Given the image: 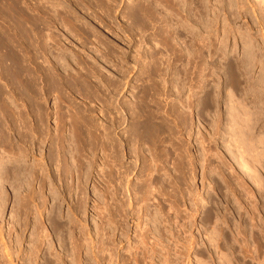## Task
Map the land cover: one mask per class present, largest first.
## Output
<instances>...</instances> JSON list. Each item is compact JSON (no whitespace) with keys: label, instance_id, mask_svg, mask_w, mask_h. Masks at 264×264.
Instances as JSON below:
<instances>
[{"label":"rangeland","instance_id":"374dc122","mask_svg":"<svg viewBox=\"0 0 264 264\" xmlns=\"http://www.w3.org/2000/svg\"><path fill=\"white\" fill-rule=\"evenodd\" d=\"M12 1L13 3L11 2L12 3L11 4L9 2L10 4L9 5L6 3L8 1L4 3L3 0L2 1L0 0V2H3L0 3V41H2V44H4L5 46L4 47L2 46V44H0L1 46L0 48H2L0 50L3 51V52L0 51L2 53L0 54V56L2 55L4 56L0 58H3L9 63L8 60L10 58L8 56L9 55L12 56L13 53V55H17L22 62L24 61L22 63V69L24 70V72L26 71V73L29 75L28 76L25 73L26 82L31 87V88L28 87V90L30 89V92H32L31 93L32 96L31 94L29 96V94L27 93L28 97H24L26 96L27 89L26 91L25 89L19 90L20 89L18 88L19 86H17L15 83L11 81L9 74L5 75L4 73L3 74L1 73L2 68H1V59H0V71H1L0 91L2 92L3 95L6 96V98H8L9 96L8 98L9 101L7 100V102H10V100H12L13 97L14 107H15L13 114L14 116L19 114V116H22L21 120L23 122L25 121V123L27 122L29 123V117L31 115L32 116L30 117V119L35 118L37 120H40L39 118L43 117L42 118L43 125L46 124L51 129L52 137H51V133L48 134V136L51 137L52 139L54 138L53 142H55L54 141L56 138L55 135L57 136L59 130L58 129L59 127H57V125L62 127L61 121H63V118L64 121H66L69 124L70 120L67 118L70 115V113L71 114L75 113L73 112L74 111L73 109L76 108V110H79V113L81 115L84 113L82 116H84L85 118L87 117L93 120L95 119V121H97L96 123L91 119H86L87 121H89V123L90 121H92L91 123L94 122L93 124H96L97 126L98 125L102 126L100 124L103 125L105 124V119H103L105 107L103 106V104H108V106L111 107L110 109L113 110L115 107H116L115 109H122V107L125 106V108L123 107V110L125 109L126 113H124L123 110H121L124 113V115L122 113L121 115L122 117L125 116L127 117L129 112L130 111L132 112V110L130 109H133V105H136V103L140 100L139 97L142 95L143 91L146 90L148 94L152 95L153 98L155 95L154 99L151 98V96L149 95L150 96V97L148 96L149 99L148 100L146 99L147 101L144 100L146 104L149 103L148 107H150V105L155 108L160 107L159 109H161V111L158 110L157 111L158 114L160 113V116L161 117L163 116V118H165L164 120L167 121V123L170 124L172 128L179 126L177 128V131L176 129H173L174 132H172L173 135L172 133L171 135L174 136L173 137L174 139L170 135L171 140L169 141L171 142L172 139L173 140L176 139L175 140L176 142L174 143L173 141V144H176L175 145L176 147L180 146V148L178 147L177 148L181 149L180 150L182 151L181 154L183 153L182 154L183 156H181L182 161L177 158H176L177 160L176 159L174 160L175 158L174 155H172V158L170 157L168 159L170 161L165 162L163 165L157 164V163L162 164L163 162H159V160H156L157 161L156 165L160 170H162V172L159 169L158 171L164 174L167 173V176L166 175L164 176H166L169 184H166L167 187L166 189L164 188V190H166V193H164V195L167 196L166 197L167 202L168 203L170 202L169 205L167 204V208H169V206L171 207L170 210H167L165 208V210L167 211L164 210V212L170 211V213H167V215L170 214L169 217L167 216L168 218L162 217L157 219L154 215L151 216L153 218L148 217L149 214L150 215L154 214L152 212V208L149 209V211H151L152 214L147 212L148 214L146 213L147 214L146 215L144 212L138 209L139 208L138 206L137 207L135 206L136 212L133 214L134 215L133 217L126 215L127 212L126 214H124L125 213L124 211H127L128 209L127 208L128 203L131 202L133 198H135L134 197V195H136L134 194L135 191L133 192L132 190L136 189V186L139 188L142 183L141 181H144L145 180L144 178H146V174L142 175L143 173L142 170H144V166H142L143 164L142 162H140V159L142 158L141 150L139 151L141 153H139L140 156H138L139 159L137 158L138 159L137 161H134L133 159L127 161V163L131 162L133 168L131 176L127 179V181H129L128 185L130 186L131 189L130 191H132L133 194L131 193L130 195L131 197H129L128 193L122 191V193H125L123 198V203L125 205L123 206L125 207L124 208L125 210L122 212L121 220L125 218V222H126L125 224H127L126 226L127 228H125V230H122L119 229V227L117 228L114 227L112 223L110 224V228L108 229V231H105L107 232V235L109 233L110 234L112 233L111 235L109 234V236L113 240V245H114L113 248L115 252H117L115 254L116 257L112 259L114 261V264H122L121 260L122 259L125 260V258L126 260H128L127 259L129 255L128 252L135 251V248L137 247L140 241L139 240L140 237H137V235L140 236L141 233L140 231L143 230L144 228L150 229L151 232L149 234L150 236L149 238L153 237L154 235L156 241L154 240L153 241L155 243L157 242L156 245H158L157 247L156 246L154 247L159 249L158 250L159 253L163 251L162 253L164 254L165 252L164 257L168 259V262L170 264L171 263L172 264H221V263L247 264L249 260L247 258L246 259L244 258L246 248L250 251L252 250L256 251L259 249L264 250L263 146L259 145L260 146L259 148H256L254 150L252 149L253 151L251 152L249 151L247 154H245L243 156L244 160L242 158V161L241 159L240 161H238L240 164L237 163V161H232L234 163L233 164L231 161H228V159H226V156L224 155L226 153L225 150L229 144L227 140L229 139V136L225 135L223 137L222 136L223 134L221 135V132L223 130L226 132V128H227L226 124L229 123L228 122L229 118H227L229 117L227 113L228 112L227 108L230 107L231 103H229V105L227 103L229 99L228 96L230 97V95L233 94L234 99L237 98L238 100H240V96H241V93H239L240 89H236L237 91L236 92L233 89V87H230L229 84L230 82H228V80L225 79L224 76H222V79L219 80L221 81V83L219 82V84L221 85L217 84V89L216 88L214 89V94L216 92L217 93H216V97H214V101L211 108L209 109L206 108L202 110H200L199 108L200 110L199 112L198 108L195 109L192 104H191L192 106L190 105V103L187 104L188 103L187 98L190 95V93L196 90L197 82L199 80L203 82V80L206 77L207 79H209L208 74L205 71L206 73L204 72L200 75V79H196L195 77L196 74H193L196 72V70H194L195 68L192 67L195 66V64L191 66L188 64L186 65L183 60L180 61L181 63L179 61H178L179 63L176 61L178 60V58L177 56H175V54H176V49L178 48H173L174 45L172 46V44L174 43L176 45L177 44L181 45L183 44L184 41L186 42L187 40L182 36L181 37L182 40L180 39L178 41L177 40L171 41V46L168 45L167 47L165 45V38H164L165 28H164V24H162L160 20L162 15H157L158 18H155L156 16H154V18L157 20H155L153 17H149L148 15L149 12L147 11L146 4H149L150 0L149 2L148 0L147 1L146 0H12ZM215 1L216 2H212L214 4V5L212 4V6L215 9V13H214L215 19L213 18V24H212L213 28L211 30L212 35L209 33L210 35L207 34V36H205L206 34L204 32L203 36H205L206 38L209 37V39L213 38V41L221 38L222 40L225 39L224 40L225 51H226L225 53L227 54V58L229 57L228 61L231 62L232 64L233 62L234 64L237 63L239 56H241L243 41H245V39L248 38L249 36H251L252 39L254 38L253 43L256 50L255 51L256 58L254 59V62L256 64L254 62L251 64L252 68L250 67L251 68L250 76L253 77L254 79L257 78L258 80L259 79L261 80L264 75L263 74L264 72L261 71V67H262L261 61L264 63V33H263L264 0H215ZM140 5L142 6V8L144 6L146 7V8L144 7L146 9V10L144 9L146 12L141 8ZM137 7H140V9L143 10V14L145 12L144 15L147 16H144L141 13L142 10L141 12L140 10L138 11L139 8ZM136 10L138 12H136ZM19 12L24 15L21 14L20 17ZM139 12L140 14L138 15ZM136 13L137 16H135ZM14 15L15 17H13ZM18 18H20L21 20L25 18L24 20L26 22L24 20H22L21 22V20ZM150 18H152L154 21H152ZM17 20H20L19 24ZM27 22L28 23L30 22L32 24H28ZM24 23L26 24L24 25ZM20 25L22 27H20ZM160 28L162 29V31ZM21 33L24 36L26 35L27 36L24 38ZM162 34H164V36ZM1 39H3L4 41ZM23 40L25 41L27 40L26 43ZM5 44L7 45V48L9 47L8 49L6 48ZM164 46L168 48L169 50L168 52H167V48H165ZM9 49L12 53L8 52ZM6 51L8 54L9 53L10 54L8 55ZM171 53L174 54L170 55ZM60 54H62V56H60ZM57 56L58 58H56ZM5 57H8L9 59L7 60V58L5 59ZM20 57H22V59ZM216 57L217 56H213L212 59L214 60V62H216V64L221 63L219 64V67L221 71L220 74H222L223 73L222 66L224 65L223 64L224 61L221 60L223 62L222 63L220 62V59ZM209 58L207 59L204 58V59L207 62H210L211 58L210 60ZM56 59H58V63L61 62V65L62 64L63 65L62 66H60V64L58 65ZM204 59L200 62V64H205L206 61ZM255 60L258 61L256 62ZM259 61L261 64L259 63ZM7 62L5 63L6 65L8 64ZM178 71L179 72L184 71V73L187 74L186 75L184 73L182 74V72L177 73ZM175 72H176V76L180 74L177 76L178 79H176L177 77H175ZM87 73L88 75L89 74L90 75L87 76L86 75ZM183 75L185 77H183ZM49 76L50 77L53 76V77L50 78ZM179 76H181V80L184 79L180 81L185 83L186 85L184 84L183 86V83L179 81L180 79ZM9 79L11 81V84L9 83L10 87L8 85ZM77 79L80 82H82L81 86L83 87L82 88L81 86H79L80 85L79 82L78 86L81 87V91L79 93L74 91L75 90L74 88H71L73 87L72 84L74 81L78 82ZM81 79H83L84 81ZM52 80L54 82H52ZM169 81L172 83L171 84L172 87ZM172 81H178L179 83ZM5 82L7 83L10 89L13 88L15 91L13 89L10 90L9 88H6L7 86L5 85L6 84ZM30 82H32L33 84H31ZM191 82H193L192 85ZM50 83L53 84L52 88L50 86L51 85ZM173 83L175 87L176 84H178L177 85L178 88L173 87ZM11 85H13V87ZM31 85H33V87ZM181 85L186 88L182 96L178 98V96L174 95L173 92L176 93V89L181 88L180 87ZM113 86L117 87V91L116 88H114ZM189 86H193V87H189ZM261 87L264 90V86L262 85ZM151 89H153V91H156L157 93L154 94ZM19 91L21 92L23 91L22 97L20 98H22L24 101L19 98V95L21 94V92ZM151 91L152 93H150ZM114 92H117L116 94L117 97L114 99L115 101L114 102L111 101L107 103L106 102L107 99L111 96L110 93L113 94ZM156 95H158L159 97ZM234 95L236 96L234 97ZM15 96L17 98H15ZM152 99L154 100V102ZM155 99L159 100L157 101L158 103L156 102ZM115 102H118L117 105ZM151 102L152 104H150ZM185 102L186 104L185 106H183ZM181 103L183 105H181ZM120 104L122 105L121 107ZM129 104L130 105L132 104L131 105L132 107L129 106ZM158 104L159 106H157ZM173 104L177 106L178 104H180L182 108L184 107L182 112L184 114L186 112V115L184 116L182 113V115L184 116V117L180 116L182 121L176 117L177 115L173 116L171 114L172 115L171 116L168 113L170 111V106L172 105L173 107ZM36 106H38L39 109H37L38 107L36 108ZM186 106H188L187 108L188 111L187 110L185 111ZM70 107H72V109ZM190 107L191 109H189ZM155 108H151V109L155 111L157 109ZM36 109L39 110V112H41L42 110V114L40 117ZM17 111L21 112V114ZM36 113L38 117L36 116ZM161 113H163V115H161ZM167 113L171 117H168ZM26 116L28 120H26ZM23 118L25 120H23ZM37 120L36 122L34 121L36 124L38 122ZM174 121L178 122L177 124L178 126H175L177 122L175 123ZM215 123L218 126L217 129L219 133L212 135L213 137L210 138L211 134H213L214 132V128L212 125ZM182 124L185 126H183ZM125 125L126 122L124 123V126ZM37 126H39V124H37L36 127ZM182 126L184 128H182ZM211 127L213 128V132L212 129H210ZM41 129L42 128L39 127V130ZM255 129L256 130H254L253 133L254 135L252 136L254 138L256 137L255 140L257 139V137L260 138L264 136V132H263L264 127L263 128L257 127ZM2 133L5 136H8L4 131ZM262 133L263 135H260ZM200 134L204 135V137L206 138L203 139V141L204 140L206 141L205 145L204 142L202 141L203 136ZM16 136H18L19 138V135L18 134L16 135L13 132L10 138L9 137L7 138L10 140L11 137H13L12 139L14 143L16 142L15 146L17 144L18 145L23 144V142L18 141L20 138L18 139ZM48 136H46V134L45 136L43 135V138L45 137L44 139L45 142L43 141L41 136L37 137V136L29 135L28 136L29 141L27 140V137L26 139L24 138L25 147L27 146L26 147L27 158L25 159V163L28 166H32V165L35 166L38 164L41 166L42 165L46 166V163L48 162L47 166L49 167V169L48 167H46L48 169V175L52 176V180L54 179L53 187L57 192L56 194L57 209L55 210V214L57 215L53 214V216L51 215L52 216L51 218L50 216L47 217L48 214L50 215L48 211H50L51 208H54V202L50 204L46 203L48 208L45 207L46 204H44V207L42 208L43 209L42 212L39 211V215L35 211L34 207L36 206V204L39 203L38 199L39 197H41L39 194L40 191L43 189L44 192L46 191V193H48L47 191L48 186H47V190L46 187L41 188L39 170H37L39 169V167L36 169L37 174L35 176V179L31 181V184L29 186L30 187L29 191L27 190L28 187L26 185L27 183L26 180H24L23 182L24 183L23 187L25 186L24 188L26 189H23V187H21V190L18 188L19 190L15 191L16 190L15 186L17 185V183L15 185H12L14 180H11L12 178H9L8 175H7L8 180L7 177L5 178L6 175H4L5 173L2 174L3 166H1L2 163L0 162L1 163L0 167L2 168V169L0 168V189H1L0 190V233H2L1 234L2 236H0V264L8 263L7 261L9 259L7 260V258L4 257L5 254H2L3 252L5 253L6 251L10 253L13 264H22L23 261L25 264L27 263L28 264H58L59 261L57 260L58 261L57 262L56 259H53V257L56 258L57 254L58 255L60 254V257H62L63 261L65 262L69 261L70 259L67 260L66 257L67 254L65 253V252L68 253V250L70 251L72 247V245L70 246L69 244L70 239H68L69 238L68 236L72 234L71 236L77 238L79 229L85 232V233L83 232V234H85L86 236L87 239L86 246L89 251H96V249L100 245L101 239H100V235H98L97 233L101 231V228H99L100 220L98 219L97 215L101 212L99 211L98 213V210L95 209L97 211L96 212L93 209V205H94L93 202L95 201V199H97L96 197L98 194L97 191L98 189L96 188H99L98 186L99 176L97 172L98 164H96L91 169V172L89 173V177L87 179L88 181L85 180L84 177L77 181L76 180L77 178L75 177L73 181L70 182L69 180L68 181L69 183L67 185V183H65L66 179H64L63 176L64 174L61 173L62 172L61 163H58L59 164L58 166L55 160L50 161L52 158L51 154H55L54 152L57 150L53 147L54 144L53 146H51L49 139H47ZM199 136L202 137L200 138L201 140L199 139ZM113 137H115V135H113ZM30 141L32 142V145ZM40 141L44 144H42ZM208 141L211 142L210 145L207 144ZM177 142L179 144H177ZM1 144L2 142L0 139V145ZM206 145L211 146L212 149L214 148L213 151L212 150L211 151L213 152L212 153L213 156L215 155L214 158L211 157V160L207 166L206 163L204 164L203 162L205 159L201 158L204 156L205 150H207L208 148V147L206 148ZM203 146L205 150H203ZM1 148L2 147L0 146V150ZM2 150L0 151V153L2 152V154L0 155L2 156L1 158L3 160L4 156H6L5 155L6 152ZM97 150L94 151L95 154L92 152V155L94 157L96 156L95 162L98 163L99 161L98 157L101 156L100 155L101 153L99 147L97 148ZM260 153H261V157L258 158L259 162L257 163L258 160L254 161V159H256ZM86 154L87 153H85L84 155L85 157L88 158V160L87 158L85 159L86 163L87 161L89 163V161L91 160L93 161L95 159L94 157L93 159L91 158L92 155L86 156ZM192 155H194V157ZM196 157L200 159L197 162H193V165L190 164V161ZM248 157H250L249 160L247 159ZM179 160H180L179 163L182 164L181 166L177 165L178 163L176 161ZM260 160H262L263 162ZM183 161L184 163H182ZM243 161L244 163H242ZM245 161L249 163L246 164ZM173 164H175V167ZM242 164H245V167L247 166L246 168L248 171L250 170V175H253L251 176L252 179L248 175H246L245 178V176L241 173L244 176L242 177L239 171L240 170L239 165L241 166ZM5 165L6 164L4 163V166ZM252 165H254V167ZM9 166L11 165H6L5 167H9ZM182 166L184 169L182 168ZM218 166L220 167L217 168ZM140 175L142 178L140 177ZM237 176L242 177L243 179L242 178L240 179L239 177L237 178ZM57 179L58 180L60 179V181H58ZM254 181H256L255 184H258L260 186L259 188L260 192L258 191V187L256 188L254 187L255 185L252 184L254 183ZM249 182L250 183L252 182L251 183L252 185ZM96 183L97 185L95 186ZM240 184H242L241 187L243 186L242 190L246 189L245 192L244 191L242 192V190H239L240 192L238 190L233 191V189L239 186ZM75 185L77 186L80 185V188H82L81 191L83 193V196L79 197L78 199L76 195L77 193L74 192L76 191L74 188ZM122 185L123 186L126 185V182L123 181ZM68 186H70L71 188ZM156 188L158 189L159 187ZM169 194L170 195L172 194L171 197H169L170 196ZM30 195H32L33 197L35 195L34 197L35 201L32 199L33 197H31ZM81 198H83L84 200L80 201L79 199ZM166 198L164 196V199ZM24 202L27 203L26 205L28 206L27 209L24 208L25 211H22L23 209L21 208V206L24 205ZM117 202L118 201H115L117 206H120L121 204L119 205ZM111 203H108V206L109 207L112 206L113 209V203L112 204ZM171 204H174L175 206ZM82 205H84V207ZM80 209H83V213L79 211ZM154 209L155 208H153V210ZM173 210L174 211L176 210L175 211L176 213ZM174 214H176V217L174 216ZM123 215L126 216L123 217ZM34 216H36L42 222L40 223V221H38V224H40L39 226L41 227V229L40 228L38 229L36 235H35L36 231H34V225H33V223H35L34 219L36 218ZM48 218L52 220L47 221ZM110 218L114 219L115 217L111 216ZM166 218L168 219L169 222L167 221ZM169 218H171V220ZM154 219L156 220V222H154L155 221ZM115 220L118 219L115 218ZM162 220H164V224L160 225L161 222L163 223ZM70 221L73 223L74 226L73 225L70 226L69 224ZM175 221L178 222L176 223ZM144 224L147 225L143 227ZM60 225L64 227H61ZM112 226L116 229H114ZM106 228H108V226H106L105 229ZM154 229L157 232H154L153 231ZM164 230H166V232H164L162 236L160 233H163ZM45 233L48 235L47 238H43ZM15 234L19 236L18 239L14 238L17 237L15 236ZM159 236L160 237L162 236L161 237L162 240L159 239ZM235 237L237 239H235ZM168 238L170 239L168 240ZM159 242L163 243V244L160 243V246L161 248L162 247L164 248L162 249L159 248ZM246 243H247V247L245 248ZM33 244H35L37 247L36 246L33 247ZM35 247L36 249L34 250ZM31 253L33 255H31ZM50 253L52 257H50L51 256ZM163 254H160L161 258L155 259L153 264H158V263L167 264L168 262L161 263V261L159 260L162 259V261H164L165 258L163 257ZM82 257H84V252H82ZM30 261L32 262L30 263ZM156 261L157 263H155ZM81 264H86V263L82 262ZM89 264H95V262L92 263L91 261Z\"/></svg>","mask_w":264,"mask_h":264},{"label":"bare ground","instance_id":"6f19581e","mask_svg":"<svg viewBox=\"0 0 264 264\" xmlns=\"http://www.w3.org/2000/svg\"><path fill=\"white\" fill-rule=\"evenodd\" d=\"M2 1V0H1ZM8 1V2H6ZM147 1V0H146ZM145 1V2H146ZM3 2L9 4V2L13 3L12 0H3ZM3 2H0V3H3ZM149 2V0H148ZM147 2V3H148ZM212 2H216L215 0H150L149 4H146L147 6V11L149 12L148 15L149 17H153L156 16L155 18H158L157 15H162L161 16V22L162 24H164V34H162L165 38V45L168 47L171 46V41L173 40H180L181 37L183 36L187 41L183 42V44H172V46L176 45L175 47L173 46V48H178L176 49V54L175 56H177L178 60H176L177 62L183 60L185 62V64L187 65H193L195 64V66H192L194 67L196 70L195 73H192L193 74H196L195 77L196 79H200V75L202 73H204L205 71L207 72L208 74V78L207 77L203 80V82H201V80H199L197 82V85H196V90L195 91H191L192 93H190V95L188 96L187 98V104L190 103V105L192 104L193 107L195 109L200 108V110L202 109H209L212 107V104H213V101H214V97H216V93L214 94V89L216 88L217 89V84L218 85H221L219 84V82L221 83V80L222 79V76L225 77V79L228 80V82H230V87H233V89L236 91V89H240L238 92L241 93V96H240V100H238L237 98H233V94L230 95V97L228 96V105L229 103L230 104V107L227 108V113L229 115V118L228 122L226 125H227V128H226V132L223 130L221 132V135L224 137L225 135L229 136V139L228 142V146L225 150V156H226V159H228V161H237V163H239L238 161H242V158L245 154H247L249 151H253L254 149L256 148H259L260 146H263V152H264V136L262 137H257V139L255 140L254 137H252L254 134V130H256L255 128H263L264 127V90L262 89V85L264 86V75H263V78L261 76V80L259 79H254L253 77L250 76V69L252 68L251 67V64L254 62V59L256 58V55H255V46H254V38L252 39L251 36H249L248 38L245 39V41H243L242 43V53H241V56H239L238 60H237V63L233 64L231 62H229L228 58H227V54L225 53V39L222 40L221 39H217L215 41H213V38L209 39L206 38L205 36L210 35L212 33V24H213V18L215 17L214 13H215V9L214 7L212 6ZM11 3V4H12ZM10 5V4H9ZM143 5V4H142ZM214 5V4H213ZM141 6V5H140ZM145 7V6H144ZM141 8L144 10L145 8ZM232 7V6H231ZM230 7V8H231ZM136 8V7H135ZM139 8L138 11L142 9H140V7H137ZM135 10V9H134ZM143 10H142V14H143ZM146 10V9H145ZM144 10V11H145ZM14 11V10H13ZM136 10V12H138ZM134 12V11H133ZM140 12L138 13V15L140 14ZM146 12V11H145ZM144 12V14H145ZM20 17H21V14L20 13ZM17 14V15H19ZM135 14V13H133ZM141 14V15H142ZM143 14V15H144ZM16 15V16H17ZM24 15V14H22ZM137 16V13L136 15ZM144 16H147V15H144ZM15 17V15L13 16ZM19 17V16H18ZM17 18V17H16ZM147 18V17H145ZM154 18V19H155ZM15 19V18H14ZM20 19V18H18ZM25 19V18H24ZM22 19V20H24ZM152 21H154L152 18H150ZM149 19V20H150ZM215 19V18H214ZM21 20V19H20ZM20 20H17L18 24L20 23L19 21ZM21 20V22H22ZM27 20V19H26ZM150 20V21H151ZM157 20V19H155ZM25 21V20H24ZM23 21V22H24ZM26 22V21H25ZM69 22V21H68ZM160 22V21H158ZM28 23V22H27ZM26 23H24L25 25ZM28 24H32V23H28ZM23 25V24H21ZM20 25V27H22ZM32 26V25H31ZM163 28V27H162ZM161 29V28H160ZM262 29V28H261ZM162 31V29H161ZM205 32V36H203V33ZM214 32V31H213ZM162 33V32H161ZM210 33V34H209ZM264 33V31H263ZM22 34V33H21ZM20 34V36H21ZM23 35V34H22ZM212 35V34H211ZM27 36V35H26ZM26 36L23 35V37L25 38ZM162 37V36H161ZM21 39V38H20ZM23 39V38H22ZM27 39V38H26ZM29 39V38H28ZM3 40V39H1ZM163 40V39H162ZM182 40V39H181ZM243 40V39H242ZM4 41V40H3ZM25 41V40H23ZM27 41V40H26ZM25 41V43H26ZM170 43V44H169ZM0 44H2V41H0ZM7 44V43H6ZM5 44V45H6ZM164 44V43H162ZM2 46H4V44H2ZM1 47V46H0ZM5 47V46H4ZM165 47V46H164ZM165 47V48H167ZM257 47V46H256ZM6 48H7V45H6ZM9 48V47H8ZM7 48V49H8ZM49 48V47H48ZM171 48V47H169ZM2 49V48H0ZM4 50V49H3ZM6 50V49H5ZM2 51V50H0ZM166 51V50H165ZM168 48H167V52H168ZM3 52V51H2ZM8 52H11L10 49ZM172 52V51H171ZM7 53V51H6ZM12 53V52H11ZM0 54H2L0 52ZM8 54V53H7ZM10 54V53H9ZM8 54V55H9ZM174 53H171L170 55H172ZM207 55V56H205ZM60 56H62V54H60ZM64 56V55H63ZM213 56H217L216 58H219L220 59V62L224 61V65L222 66V70H223V73L220 74V67H219V64L221 63H217L214 62V60L212 59ZM0 57H4L3 55L0 56ZM10 59H9V58ZM8 57H5V59L7 58V60L9 61V63L4 60L3 58H0L1 59V68H2V74L4 73L5 75L6 74H9L10 75V79L13 83H15L17 86H19L18 88H20L19 90H24L26 91V96L24 97H28L27 96V93L30 94L32 92H30V89L28 90V87H30V85H28V83L26 82V75H28L26 73V71L24 72V70L22 69V62L19 57L17 55H13L12 53V56L9 55ZM209 58L210 62H207L205 59ZM22 59V57H20ZM58 58V56L56 57ZM175 58V57H174ZM205 58V59H204ZM60 59V58H59ZM62 59V57H61ZM156 59V58H155ZM205 60V64H200V62L202 60ZM208 60V61H209ZM217 60V59H216ZM215 60V61H216ZM222 60V61H221ZM8 63L7 65L5 64L6 62ZM62 61V60H61ZM256 61V60H255ZM258 61V60H257ZM256 61V62H257ZM56 62L58 63V59H56ZM175 62V61H174ZM178 62V63H179ZM3 63V64H2ZM181 63V62H180ZM183 63V62H182ZM204 63V62H203ZM255 63V62H254ZM260 63V61H259ZM262 63V64H261ZM261 71L264 72V63L261 61ZM31 64V63H29ZM60 64L61 65V62L58 63V65ZM184 64V65H185ZM256 64V63H255ZM65 65V63H64ZM177 65V64H176ZM185 65V66H186ZM254 65V64H253ZM67 66V65H66ZM184 66V68H185ZM190 66V67H191ZM64 67V66H63ZM251 67V68H250ZM62 68V67H60ZM177 68V67H176ZM187 68V67H186ZM65 69V68H64ZM62 69V70H64ZM67 69V67H66ZM185 70V69H184ZM193 70V69H192ZM193 70V71H194ZM189 71V70H188ZM182 71H178L177 73H181ZM186 72V71H185ZM205 72V73H206ZM26 73V75H25ZM172 73V72H171ZM184 73V71L182 72V74ZM191 73V74H192ZM181 74V75H182ZM185 74V73H184ZM187 74V73H186ZM185 74V75H186ZM264 74V73H263ZM51 75V74H50ZM53 75V74H52ZM87 76L88 73L86 74ZM153 75V74H152ZM174 75V74H173ZM180 75V74H178ZM177 75V76H178ZM29 76V75H28ZM27 76V78H28ZM176 76V72H175V77ZM193 76V75H192ZM50 77V76H49ZM53 77V76H51ZM50 77V78H51ZM174 77V76H173ZM174 77V78H175ZM180 79L179 81L181 80V76H179ZM183 77H185L183 75ZM55 78V77H54ZM88 78V77H87ZM92 78V77H90ZM173 78V79H174ZM204 78V77H203ZM9 79V81H10ZM31 79V78H30ZM49 79V78H48ZM53 79V78H52ZM80 79V78H78ZM77 79V80H78ZM178 79V77L176 78ZM195 79V78H194ZM1 80V79H0ZM70 80H73V79H70ZM83 80V79H81ZM86 80V79H85ZM88 80V79H87ZM153 80V79H152ZM171 80V79H170ZM175 80V79H174ZM184 80V79H182ZM181 80V81H182ZM187 80V79H186ZM190 80V79H189ZM193 80V79H192ZM7 81V80H6ZM8 81V85L9 83L11 84V81L9 82ZM48 81V80H47ZM84 81V80H83ZM180 81V82H181ZM191 81V80H190ZM197 81V80H196ZM223 81V80H222ZM52 82H54L52 80ZM79 80L78 82L77 81H74L71 88H74L76 92H80L81 91V83L80 82V85H79ZM170 82V81H169ZM172 82H176V83H179L178 81H172ZM195 82V81H193ZM191 82V85L192 83ZM6 83V82H5ZM12 83V84H13ZM27 83V84H26ZM31 84H33L32 82H30ZM175 83V84H176ZM183 83V82H181ZM49 84V83H48ZM51 84V83H50ZM172 83L170 82V85ZM185 83H183V86H184ZM7 87L6 88H9L7 83L5 84ZM47 85V84H46ZM81 87H79V86ZM178 84H176V87H177ZM186 85V84H185ZM223 85V84H222ZM13 87V85H11ZM15 86V85H14ZM16 86V87H17ZM33 87V85H31ZM49 86V85H48ZM51 88L53 87V84L50 85ZM108 86V85H107ZM106 86V87H107ZM182 85L180 86L181 88L179 89H176V93H174V95L178 96V98L180 96H182V94L184 93L185 91V88L186 87H183ZM229 86V85H228ZM78 87V88H76ZM85 87V86H84ZM114 87V86H113ZM172 87V85H171ZM173 87L174 86V83H173ZM175 87V88H176ZM189 87H193V86H189ZM188 87V88H189ZM222 87V86H221ZM15 88V87H14ZM31 88V87H30ZM50 88V89H51ZM54 88H57V87H54ZM83 88V87H82ZM111 88V87H110ZM116 88V91H117V87H114ZM178 88V87H177ZM219 88V87H218ZM10 89V88H9ZM13 89V88H11ZM10 89V90H11ZM85 89V88H84ZM83 89V90H84ZM109 89V88H108ZM112 89V88H111ZM149 89V88H148ZM192 89V88H190ZM14 90V89H13ZM12 90V91H13ZM73 90V89H72ZM114 90V89H113ZM145 90V89H144ZM153 91V89H151ZM155 90V89H154ZM15 91V90H14ZM24 91V92H25ZM53 91V90H52ZM112 91V90H111ZM146 91V90H145ZM143 91L142 95L139 97L140 100L136 103V105H133V109H130L132 110V112L130 111L129 114L127 115V117H122L121 113L124 115V113H126L125 109L123 110V107L125 108V106L122 107V109H115L114 107V110L113 109H110L111 107L108 106V104H103V106L105 107V111H104V115L102 113V115L104 116L103 119H105V124H100L102 126H97L96 124H93L94 122L97 123V121H95V119H91V118H85L84 116H82L80 113H79V110H76L73 109L75 113H70V115L72 116H68L67 119H69V124L64 121V118H63V121L62 122V127L61 126H58L59 127L58 129V133H57V136L55 135V142H53V139L51 138L52 137V133H51V129L46 125H43V117L42 118H39L40 120H37V119H30V116L29 117V123L27 125V123H25V121L23 122L21 120V117L22 116H19V114L17 115H13L14 114V110H15V107H14V101H13V97H12V100H10V102H7V100L9 101V96L8 98H6L5 95L2 94V92L0 91V139H1V142L2 144L0 145L3 150L6 152V156H4L5 158V161H4V158L2 160V156L0 155V162L2 163L1 166H3V170H2V174L6 175L5 178L7 177V175L9 176V178H12L11 180H14L13 184L12 185H15L17 183V185L15 186L16 190H21V187H23V182L24 180L27 181L26 185H27V190L29 191L30 189V184H31V181H33L35 179V176L37 174V170H39V175H40V184H41V188L42 187H46V190H47V186H48V193H46V191L44 192L43 189L40 191V196L39 197V203L36 204V206L34 207L35 208V211L36 213L39 215V211L42 212V208L44 207V204L46 203H53L54 202V208H51L50 211H48L50 213V215L48 214L47 217L50 216V218L53 216V214H55V210L57 209V198H56V190L55 188L53 187V180H52V176L51 175H48V169L49 167L47 166V163H46V166H41V165H35V166H28L26 163H25V159L27 158V155H26V147H25V143H24V138L26 139L27 137V140H28V136L29 135H32V136H37V137H42L43 141L45 142V137L43 138V135L45 136H48V134L51 133V137H47V139H49L50 141V144L51 146H53L54 144V148L57 150L55 151L54 153L55 154H51L50 158L51 160L50 161H54L58 163H61V169H62V172L64 175V179H66L65 183H67L68 185V181L70 180L73 181L74 178L76 177L77 181L80 180L81 178L84 177L85 180L88 179L89 177V173L91 172V169L96 165L98 164V176H99V188H96L98 189V194H97V199H95V201L93 202V209L95 210H98V213L99 211L101 213H99L97 216H98V219L100 220V227L101 228V231H99V233H97L98 235H100V245L99 247L96 249V251H89L86 244H87V239H86V236L85 234H83V230H80L79 229V233L77 234V238L74 237V236H71L72 234H70V236H68L70 239L69 240V244L70 246L72 245L70 251L68 250V253L65 252L67 255V260L70 259L69 261H63L62 260V257H60V254L56 255V258L53 257V259H56V261L58 262V264H81L82 262L86 263V264H89L91 261L92 263L95 262V264L97 263H100V264H112V259L114 257H116V253L114 248H113V240L110 238L109 234L107 235V232L105 231H108V229L110 228V224L113 223L114 227H119V229H122V230H125V228H127V224H125V218L121 220V217H122V212L125 210L124 208V203H123V198H124V194L125 193H128L129 194V197H131V193L132 191L134 192V202H133V199L131 202L128 203V209L127 211H124L126 215H129V216H134L133 214L136 212L135 210V206L139 207L138 209L142 212H144L145 214L147 212L151 213L152 212L154 214L152 215H148V217H151V216H155L157 219L158 218H162V217H169L170 214L167 215V213H170L169 212H164L165 208L167 210H170V207L167 208V204L169 205V203L167 202V196L164 195V193H166V190H164V188L166 189V184H169L168 181H167V173H160V171L162 172V170H160L158 168V166L156 165L157 161L156 160H159V162H163L162 164L160 163H157L159 165H163L165 162L167 161H170L168 160L170 157L172 158V155L175 156L174 160L177 158V159H182L181 156H183L181 154L182 151H180L181 149H178L180 148V146H175L176 144H173V141L174 143L176 142L175 140H173L174 136L172 132H174L173 129H176L177 131V128L179 127L177 124L178 122L176 123L175 126H178V127H175V128H172V126L170 124L167 123V121H165L163 118V116L161 117L160 116V113L158 114V110L161 111V109H159L158 107H152L150 105L151 108H155L156 110H152L150 107H148L149 103H145V101H147L149 99V97L152 95L148 94V92L146 91ZM150 91V90H148ZM152 91L150 93H152ZM216 91V90H215ZM11 92V91H10ZM21 92V91H19ZM18 92V93H19ZM23 92V91H22ZM22 92H21V96L19 95V98L22 97ZM84 92V91H82ZM110 92V91H109ZM119 92V91H118ZM190 92V91H189ZM237 92V91H236ZM15 93V92H13ZM87 93V92H86ZM154 94H156L157 92L156 91H153ZM172 93V94H173ZM117 92H114L113 94L110 93V97L107 99V103L111 102V101H115L114 99L117 97ZM148 94V95H147ZM170 94V95H172ZM230 94V93H229ZM236 94V93H235ZM24 95V94H23ZM150 95V96H149ZM173 95V97H174ZM12 96V95H11ZM14 96V94H13ZM32 96V94H31ZM109 96V94H108ZM149 96V97H148ZM158 96V95H156ZM175 96V97H176ZM218 96V95H217ZM236 95H234L235 97ZM148 97V98H147ZM159 97V96H158ZM156 97V98H158ZM170 97V96H169ZM185 97V96H184ZM15 98H17L15 96ZM35 98V97H34ZM150 98V99H151ZM154 98H155V95H154ZM153 98V99H154ZM177 98V97H176ZM11 99V98H10ZM21 100H23L22 98H20ZM147 99V100H146ZM152 99V100H153ZM16 100V99H15ZM35 100V99H34ZM145 100V101H144ZM156 100V99H155ZM175 100V99H174ZM17 101V100H16ZM24 101V100H23ZM117 101V100H116ZM151 101V100H150ZM159 101L158 99L156 100V102ZM154 102V100H153ZM116 105L118 102H115ZM120 103V102H119ZM158 103V102H157ZM156 103V104H157ZM172 103V102H171ZM179 103V102H178ZM16 104V103H15ZM113 104V103H112ZM152 104V102L150 103ZM186 102L184 103V105L181 103V105L185 106ZM13 105V106H12ZM114 105V104H113ZM132 105V104H131ZM129 104V106H131ZM155 105V104H153ZM188 105V106H190ZM191 105V106H192ZM108 106V107H107ZM111 106V105H110ZM122 105L120 104V107ZM159 106V104L157 105ZM170 106V105H169ZM178 106H180V104H178ZM177 105H174L173 104V107L172 105L170 106V111H166L168 112L170 115L172 114L173 116L177 115L176 117L178 119H181V117L184 115H186V112L185 114L182 112L184 107L182 108L181 106L178 107ZM188 106H186V109L185 111L187 110ZM31 107V106H30ZM35 107V106H34ZM38 106H36L37 108ZM119 107V106H118ZM117 107V108H118ZM132 107V106H131ZM130 107V108H131ZM168 107V106H167ZM72 109V107H70ZM169 108V107H168ZM33 109V108H32ZM39 109V107L37 108ZM36 109V110H37ZM191 109V107L189 108ZM18 110V109H17ZM23 110V109H22ZM31 110V109H30ZM123 110V112L121 111ZM128 110V108H127ZM169 110V109H168ZM199 110V112H200ZM38 114H39V117L41 116L42 114V110L41 112H39V110H37ZM44 111V110H43ZM81 111V110H80ZM88 111V110H87ZM165 111V110H163ZM188 111V110H187ZM19 112V111H17ZM16 112V113H17ZM33 112V111H32ZM36 112V111H35ZM103 112V111H102ZM202 112V111H201ZM21 114V112H19ZM36 113V116L38 117ZM45 113V112H43ZM86 113V112H85ZM89 113V112H88ZM87 113V114H88ZM128 113V111H127ZM164 113V112H163ZM163 113H161V115H163ZM167 113V116L168 117H171L169 116ZM183 113V115H182ZM166 114V113H165ZM199 114V113H198ZM64 115V114H63ZM91 115V114H90ZM126 115V114H125ZM227 115V116H228ZM28 116V115H27ZM26 116V120H28ZM45 116V115H44ZM65 116V115H64ZM87 116V115H86ZM94 116V115H93ZM92 116V118H93ZM181 116V117H180ZM183 116V117H184ZM90 117V116H89ZM97 117V116H96ZM180 117V118H179ZM45 118V117H44ZM86 119H91L92 121H94L93 123H91L92 121H87ZM167 119V118H166ZM184 119V118H183ZM23 120H25L23 118ZM36 120L38 121L37 124H39V126L36 127ZM62 120V119H61ZM179 120V121H180ZM35 121V122H34ZM169 121V119H168ZM126 122V125L124 126V123ZM174 123V124H175ZM217 123V122H216ZM213 124V128H214V132H213V128L211 127L210 129H212V132L213 134H211L210 138L213 137L212 135L214 134H217L219 133L218 129H217V124ZM99 124V123H98ZM184 124V123H183ZM182 124V125H183ZM67 125V126H66ZM170 125V126H169ZM174 126V125H173ZM185 126V125H183ZM182 126V128H184ZM4 127V128H3ZM39 127L42 128L41 130H39ZM61 127V128H60ZM101 129V130H100ZM124 130V131H123ZM5 132L8 136H5L2 132ZM16 131V132H15ZM123 131V132H122ZM180 131V130H179ZM178 131V132H179ZM15 133L16 135L18 134L19 135V138L18 136H16L19 140V142H23V144L21 145H16L15 146V143L13 141V137H11V139L9 140L7 137L10 138L11 134L12 133ZM18 132V133H17ZM56 132V131H54ZM122 132V133H120ZM210 132V131H209ZM211 132V133H212ZM264 132V131H263ZM96 133H99V134H96ZM172 133V135H171ZM177 133V132H176ZM208 133V132H206ZM175 134V133H174ZM10 135V136H9ZM53 135V136H54ZM113 135H115V137H113ZM170 135L172 136V144L169 140H171V137ZM197 135V134H196ZM202 135V134H200ZM208 135V134H207ZM206 135V136H207ZM260 135H263L260 134ZM259 135V136H260ZM125 136V137H124ZM203 138L201 136H199V139L202 138V141L203 139L205 138L204 135H202ZM221 136V137H222ZM7 139H6V138ZM170 137V138H169ZM198 137V136H196ZM208 137V136H207ZM30 138V137H29ZM34 138V137H33ZM23 139V140H22ZM41 139V140H42ZM46 139V140H47ZM206 139V138H205ZM14 140H17V139H14ZM26 140V142H27ZM33 140V139H31ZM178 140V139H177ZM201 140V139H200ZM199 140V141H200ZM225 140V138H224ZM29 141V140H28ZM48 141V142H49ZM198 141V142H199ZM41 142V141H40ZM196 142V141H195ZM204 142V145H205V140L203 141ZM227 142V141H226ZM227 142V143H228ZM31 145H32V142L30 141ZM42 143V142H41ZM221 143V142H220ZM44 144V143H42ZM177 144H179L177 142ZM201 144V143H200ZM208 145L211 144L210 141H208L207 143ZM214 144V143H213ZM226 144V143H224ZM233 144V145H232ZM29 145V144H28ZM202 145V144H201ZM260 145V146H259ZM24 146V147H22ZM199 146V145H198ZM232 146V147H231ZM52 147V148H53ZM99 147L100 149V157H98L99 161L98 163L95 162L96 160V156L94 157L92 155V152L95 154V150H97V148ZM140 147V148H139ZM176 147V148H175ZM208 147V148H207ZM1 148V150H2ZM182 148V147H181ZM202 148V147H201ZM206 148L207 150H205L204 146H203V150H205V153H204V156L201 157L202 159H205L203 162L204 164L206 163V166L209 164L210 160H211V157L214 158L213 156V149L211 148V146H207L206 145ZM253 149V150H252ZM0 150V151H1ZM2 150V151H3ZM54 150V149H53ZM141 150V152H139ZM212 150V151H211ZM98 151V150H97ZM223 151V150H222ZM4 152V153H5ZM179 152V153H178ZM201 152V151H200ZM257 152V151H256ZM259 152V151H258ZM53 153V152H52ZM86 154V156L88 155H92V159L93 157L95 158L93 161H87L86 163V158L84 155ZM142 155V158L140 159V162H142V166H144V170L142 175L143 174H146V178H144L145 180L144 181H141V185L140 187L138 188L136 186V189L130 191V186L128 185V182L127 179L131 176L132 174V165H131V162L127 163L128 160H134V161H137L139 158L138 156H140V154ZM177 153V154H176ZM203 153V152H202ZM255 153V151H254ZM2 154V152L0 153ZM177 156H176V155ZM181 154V155H179ZM201 154V153H200ZM36 155V154H35ZM258 155V154H257ZM264 155V153H263ZM85 158H84V157ZM194 157V155H192ZM220 156V155H219ZM261 157V153L257 156L255 160H258L257 163L259 162V159ZM40 158V156H39ZM89 158V159H91ZM138 158V159H137ZM184 158V157H183ZM192 158V157H191ZM250 157H248L247 159L249 160ZM176 159V160H177ZM200 158L196 157V158H193L191 161H190V164L193 165V162H197ZM219 159V158H218ZM217 159V160H218ZM88 160V158H87ZM173 160V161H174ZM179 161H176L177 165H182ZM244 160V158H243ZM264 160V159H263ZM133 161V162H134ZM182 161V160H181ZM185 161V160H184ZM184 161L182 163H184ZM220 161V160H219ZM252 161V160H251ZM250 161V162H251ZM262 161V160H260ZM36 162V161H35ZM54 162V163H55ZM92 162V163H91ZM217 162V161H216ZM227 162V161H226ZM246 162V161H245ZM263 162V161H262ZM0 163V164H1ZM4 163L6 165H11L9 167H5L4 166ZM136 163V162H135ZM188 163V162H187ZM233 163V162H232ZM244 163V161L242 162ZM249 163V162H246V164ZM34 164V163H33ZM36 164V163H35ZM44 164V163H43ZM51 164V163H50ZM56 164V165H57ZM189 164V163H188ZM187 164V165H188ZM189 164V165H190ZM234 164V163H233ZM240 164V163H239ZM254 164V163H253ZM52 165V164H51ZM55 165V166H56ZM174 167H175V164H173ZM176 165V166H177ZM184 165V164H183ZM237 165V164H236ZM256 165V164H255ZM260 165V164H259ZM59 166V164H58ZM134 166V165H133ZM156 166H157V169H156ZM198 166V165H197ZM231 166V165H230ZM250 166V165H248ZM254 167V165H252ZM39 167V169H37ZM48 167V169L46 168ZM163 167V166H162ZM161 167V168H162ZM179 167V166H178ZM220 166H218L217 168H219ZM240 167V174L242 173L245 178H246V175H248L249 177L253 176V175H250V170L248 171L247 170V166L245 167V164H242L241 166L239 165ZM252 167V168H253ZM1 168V167H0ZM183 168V166H182ZM203 168V167H202ZM207 168V167H206ZM222 168V166H221ZM220 168V169H221ZM259 168V167H258ZM2 169V168H1ZM37 169V170H36ZM51 169V168H50ZM57 169V168H56ZM142 169V168H141ZM156 169V170H155ZM158 169L160 171H158ZM184 169V168H183ZM210 169V168H209ZM231 169V168H230ZM261 169V168H260ZM214 170V169H213ZM216 170V168H215ZM218 170V169H217ZM256 170V169H255ZM55 171V170H54ZM57 171V170H56ZM147 173H145V172ZM166 171V170H165ZM259 171V170H258ZM212 172V171H211ZM221 172V171H220ZM235 172V171H234ZM257 172V171H256ZM232 173V172H231ZM221 174V173H220ZM241 174V175H242ZM252 174V173H251ZM166 175V176H164ZM180 175V174H179ZM239 175V174H238ZM242 175V177H244ZM258 175V174H257ZM145 176V175H144ZM143 176V177H144ZM218 176V175H217ZM222 176V175H221ZM247 176V177H248ZM255 176V175H254ZM4 177V176H3ZM62 177V176H61ZM141 177V175H140ZM227 177V176H226ZM231 177V176H230ZM239 176H237L238 178ZM242 177H239L240 179ZM258 177V176H257ZM260 177V176H259ZM142 178V177H141ZM165 178H166V181H165ZM236 178V179H237ZM83 179V180H84ZM243 179V178H242ZM250 179V178H249ZM248 179V180H249ZM252 179V177H251ZM2 180V179H1ZM7 180H8V177H7ZM58 180V179H57ZM140 180V179H139ZM222 180V179H221ZM226 180V179H225ZM232 180V179H231ZM5 181V180H4ZM60 181V179L58 180ZM57 181V182H58ZM88 181V180H87ZM125 181L126 182V185H122V182ZM137 181V180H136ZM250 181H253V180H250ZM258 181V180H257ZM260 181V179H259ZM9 182V181H7ZM11 182V183H12ZM84 182V181H83ZM82 182V183H83ZM167 182V183H165ZM3 183V182H2ZM64 183V182H63ZM81 183V182H80ZM250 183V182H249ZM252 183V182H251ZM250 183V184H251ZM256 181H254V183H252L253 185H255L254 187H258V191H259V188L260 186L258 184H255ZM71 184V183H70ZM69 184V185H70ZM244 184V183H243ZM251 184V185H252ZM97 185V183L95 184V186ZM139 185V184H137ZM242 184H240L239 186L235 187L233 189L234 190H242V187H241ZM247 185V184H246ZM245 185V186H246ZM250 185V186H251ZM261 185V184H260ZM77 188H76V187ZM74 188L76 191L75 194L77 195V199L81 196H83V193L81 191L82 188H80V185H75ZM97 186V187H98ZM236 186V185H234ZM244 186V187H245ZM11 187V185H10ZM25 187V186H24ZM23 189H26L24 188ZM70 187V186H68ZM132 187V186H131ZM134 187V186H133ZM156 187H159L158 189ZM231 187V186H229ZM233 187V186H232ZM253 187V188H254ZM19 188V189H18ZM65 188V187H64ZM71 188V187H70ZM85 188V187H84ZM73 189V188H72ZM94 189V190H96ZM112 189V190H111ZM252 189V188H251ZM1 190V189H0ZM246 189H243L242 192L244 191L245 192ZM13 191V190H12ZM122 191H124L125 193H122ZM236 191V192H238ZM257 191V190H256ZM257 191V192H258ZM6 192V191H5ZM31 192V190H30ZM93 192V191H92ZM230 192V191H229ZM240 192V191H239ZM241 192V193H242ZM256 192V193H257ZM260 192V191H259ZM263 192V191H261ZM169 193V192H167ZM2 194V193H1ZM35 194V193H34ZM68 194V192H67ZM93 194V193H92ZM95 194V193H94ZM133 194V193H132ZM229 194V193H228ZM252 194V193H251ZM33 195V194H32ZM32 195H30L31 197H33ZM85 195V194H84ZM170 195V194H169ZM172 195V194H171ZM171 195L169 197H171ZM233 195V194H232ZM240 195V194H239ZM249 195V194H248ZM260 195V194H259ZM18 196V195H17ZM26 196V195H24ZM39 196V195H38ZM96 196V195H95ZM128 196V195H127ZM164 196L166 199H164ZM174 196V195H173ZM172 196V198H173ZM230 196V195H228ZM238 196V195H237ZM244 196V195H242ZM258 196V195H257ZM35 197V195H34ZM32 198L33 200L35 198ZM168 197V199H169ZM178 197V196H177ZM253 197V196H252ZM86 198V197H85ZM23 199V198H22ZM129 199V198H128ZM251 199V198H250ZM25 200V199H24ZM32 200V201H33ZM80 201L84 200L83 198L79 199ZM130 200V199H129ZM128 200V201H129ZM172 200V199H171ZM178 200V199H177ZM22 201V200H21ZM35 201V200H34ZM37 201V200H36ZM79 201V202H80ZM111 201L113 203V209H112V206L109 207L108 206V203H111L109 202ZM115 201H118L117 203L120 205V206H117V204L115 203ZM243 201V200H242ZM20 202V201H19ZM177 202V201H176ZM241 202V201H240ZM245 202V201H244ZM21 203V202H20ZM19 203V204H20ZM84 203V202H83ZM111 203V204H112ZM246 203V202H245ZM27 203L24 202V205L21 206V208L23 209L22 211H25V209H27V206L26 205ZM29 204V202H28ZM201 204V203H200ZM240 204V203H239ZM243 204V203H242ZM110 205V204H109ZM124 205V206H123ZM171 205H174V204H171ZM246 205V204H245ZM252 205V204H251ZM249 205V206H251ZM30 206V205H29ZM61 206V205H60ZM84 207V205H82ZM175 206V205H174ZM47 207V204L46 206ZM82 207V208H83ZM159 207V208H158ZM178 207V206H177ZM19 208V207H18ZM25 208V209H24ZM30 208V207H29ZM48 208V207H47ZM46 208V209H47ZM152 208V212L149 211V209ZM153 208L157 209V210H153ZM176 208V207H175ZM179 209V208H178ZM31 210V209H30ZM85 210V209H84ZM95 210V211H96ZM138 210V211H139ZM165 210V211H167ZM251 210V209H250ZM249 210V211H250ZM33 211V210H32ZM81 213H83V209H80L79 210ZM171 211H172V208H171ZM174 211V210H173ZM176 211V210H175ZM174 211V212H175ZM15 212V211H14ZM28 212V211H27ZM34 212V211H33ZM40 212V213H41ZM47 212V213H48ZM97 212V211H96ZM179 212V211H178ZM75 213V212H74ZM143 213V214H144ZM176 213V212H175ZM180 213V212H179ZM178 213V214H179ZM36 214V215H37ZM97 214V213H96ZM138 214V213H137ZM142 214V215H143ZM148 214V213H147ZM146 214V215H147ZM28 215V214H27ZM35 215V214H34ZM52 215V216H51ZM57 215V214H55ZM126 215H123V217H125ZM115 217L116 219L118 220H115V218H110V217ZM137 216V215H136ZM174 216L176 217V214H174ZM182 216V215H181ZM22 217V216H21ZM36 217V216H34ZM40 217V216H39ZM109 217V218H108ZM139 217V216H138ZM143 217V216H142ZM167 217V218H168ZM177 217H180V216H177ZM16 218V217H15ZM48 218L47 221H50L52 219ZM137 218V217H136ZM147 218V217H146ZM153 218V217H151ZM166 218V219H167ZM14 219V218H13ZM33 219V218H32ZM41 219V218H40ZM55 219V217H54ZM171 220V218H169ZM175 219V218H174ZM146 220V219H145ZM153 220V219H151ZM155 220V219H154ZM165 220V218H164ZM164 220L163 223L159 222L160 225L164 224ZM35 223H33L34 225V231H36L35 235L37 234V231L38 229L41 227L39 226L40 224H38V221H40L37 217L34 219ZM55 221V220H54ZM68 221V220H67ZM96 221V220H95ZM138 221V220H136ZM150 221V220H149ZM168 221V219H167ZM173 221V220H172ZM171 221V222H172ZM33 222V221H32ZM57 222V221H56ZM110 222V223H109ZM140 222V221H139ZM156 222V220L154 221ZM169 222V221H168ZM176 222V221H175ZM178 222V221H177ZM176 222V223H177ZM40 223H42L40 221ZM153 223V221H152ZM22 224V223H21ZM65 224V223H64ZM70 226L73 225V223L70 221ZM75 224V223H74ZM143 224V223H142ZM156 224V223H155ZM68 225V224H67ZM147 225V224H146ZM145 224L143 225L146 226ZM173 225V224H172ZM182 225V224H181ZM15 226V225H14ZM42 226V225H41ZM45 226V225H44ZM59 226V225H57ZM61 226V225H60ZM74 226V225H73ZM108 226V228L105 229V227ZM129 226V225H128ZM176 226V225H175ZM13 227V226H12ZM61 227H64V226H61ZM113 227V226H112ZM113 227V228H114ZM153 227V226H152ZM151 227V228H152ZM161 227V226H160ZM164 227V226H163ZM162 227V228H163ZM170 227V226H169ZM182 227V226H181ZM45 228V227H44ZM72 228V227H71ZM114 228V229H116ZM159 228V227H158ZM177 228V227H176ZM183 228V227H182ZM56 229V228H55ZM100 230V229H99ZM162 230V229H161ZM167 230V228H166ZM166 230L163 231V233H160L162 236L164 234V232H166ZM170 230V229H169ZM17 231V230H16ZM44 231V230H43ZM112 231V230H111ZM154 232H157L155 231V229L153 230ZM179 231V230H178ZM181 231V230H180ZM33 232V231H32ZM45 232V231H44ZM140 236H138L137 234V237H140V241H139V244L137 245V247L135 248V251L134 252H128V260H121L122 264H153L154 263V260L155 259H158V258H161V255L160 254H163L161 251L159 253V249L155 248L154 246H158L156 245L157 242L155 243L154 241L155 240V236L153 235V237L149 238V234H150V229H147V228H144L143 230L140 231ZM11 233V231H10ZM17 233V232H16ZM42 233V232H41ZM70 233V232H68ZM85 233V232H84ZM175 233V232H174ZM178 233V232H177ZM2 233H0V236ZM18 234V233H17ZM112 234V233H111ZM110 234V235H111ZM122 234V233H121ZM168 234V233H167ZM172 234V233H171ZM19 235V234H18ZM44 235V234H43ZM158 235V233H157ZM156 235V236H157ZM173 235V234H172ZM15 236H17L15 234ZM40 236V235H39ZM47 234L45 233L44 237L43 238H47ZM161 236V237H162ZM236 236V235H235ZM124 237V236H123ZM127 237V236H126ZM136 237V238H137ZM161 237L159 236V239H161ZM15 239L19 238V236L17 237H14ZM31 238V237H30ZM33 238V237H32ZM37 238V237H36ZM113 238V237H112ZM177 238V237H176ZM35 239V238H34ZM39 239V238H38ZM65 239V238H63ZM62 239V240H63ZM170 238H168L169 240ZM172 239V238H171ZM235 239H237L235 237ZM259 239V238H258ZM36 240V239H35ZM123 240V238H122ZM154 240V241H153ZM162 240V239H161ZM16 241V240H15ZM18 241V240H17ZM42 241V240H41ZM53 241V240H52ZM65 241V240H64ZM63 241V242H64ZM167 241V240H166ZM177 241V240H176ZM40 242V241H39ZM136 242V241H135ZM38 243V242H37ZM41 243V242H40ZM99 243V242H98ZM160 243L163 244L162 242H159V248H161L160 246ZM167 243V242H165ZM194 243V242H193ZM50 244V243H49ZM68 244V243H67ZM153 244V246H152ZM17 245V244H16ZM29 245V244H28ZM32 245V244H31ZM47 245V244H46ZM45 245V246H46ZM36 246L35 244H33V247ZM67 246V245H66ZM118 246V245H117ZM178 246V245H177ZM186 246V245H185ZM37 247V246H36ZM36 247L34 248V250L36 249ZM174 247V246H173ZM184 247V246H183ZM247 247V243L245 245V248ZM18 248V247H17ZM49 248H50V245H49ZM134 248V246H133ZM164 248V247H162ZM161 248V249H162ZM166 248V247H165ZM244 248V249H245ZM249 248V247H248ZM258 248V247H257ZM33 249V248H32ZM90 249V248H89ZM116 249V248H115ZM129 249V248H128ZM160 249V250H161ZM172 249V248H171ZM178 249V248H177ZM182 249V248H181ZM243 249V248H242ZM259 249V248H258ZM263 249V248H262ZM39 250V249H38ZM67 250V249H66ZM65 250V251H66ZM180 250V249H179ZM215 250V249H214ZM220 250V249H219ZM252 250V249H251ZM256 250V249H255ZM5 251V250H4ZM133 251V250H132ZM181 251V250H180ZM3 252V251H2ZM34 252V251H33ZM36 252V251H35ZM82 252H84V257H82ZM176 252V251H175ZM183 252V251H182ZM37 253V252H36ZM170 253V252H169ZM2 254H5L4 257L7 258V262L8 263H5V264H13V261L11 260V255L8 251H6L5 253L3 252ZM49 254V253H48ZM165 254V252H164ZM164 254H163V257H164ZM214 254H215V251H214ZM229 254V253H228ZM31 255H33L31 253ZM51 255V253H50ZM49 255V256H50ZM127 255V254H126ZM2 256V255H1ZM24 256V255H23ZM166 256V255H165ZM16 257V256H15ZM32 257V256H31ZM52 257V255L50 256ZM225 257V256H223ZM241 257V256H240ZM165 258V257H164ZM163 258V259H164ZM173 258V257H172ZM234 258V257H232ZM243 258V257H242ZM244 258L248 259L247 261V264H264V250H256V251H250L248 250L247 248L245 249V256ZM62 261H61V260ZM167 258L164 259V261H162V259H159L162 262H168V259L166 260ZM33 260V259H31ZM115 260V259H114ZM119 260V259H118ZM166 260V261H165ZM243 260V259H242ZM35 261V259H34ZM159 261V262H160ZM4 262V261H3ZM2 262V263H3ZM32 261H30L31 263ZM48 262V261H47ZM50 263V262H49ZM52 263V262H51ZM157 263V261L155 262ZM175 263V262H174ZM225 263V262H224ZM246 263V262H245ZM22 264H25L24 261ZM28 264V263H27ZM113 264H114V261H113ZM159 264V263H158ZM163 264V263H162ZM167 264H170L169 262ZM172 264V263H171ZM222 264V263H221ZM227 264V263H226Z\"/></svg>","mask_w":264,"mask_h":264}]
</instances>
